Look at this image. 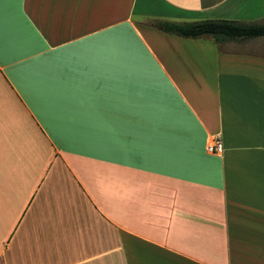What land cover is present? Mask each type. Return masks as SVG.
<instances>
[{
  "label": "crops",
  "instance_id": "obj_1",
  "mask_svg": "<svg viewBox=\"0 0 264 264\" xmlns=\"http://www.w3.org/2000/svg\"><path fill=\"white\" fill-rule=\"evenodd\" d=\"M204 19L264 0L0 3V264H264V35Z\"/></svg>",
  "mask_w": 264,
  "mask_h": 264
},
{
  "label": "trees",
  "instance_id": "obj_2",
  "mask_svg": "<svg viewBox=\"0 0 264 264\" xmlns=\"http://www.w3.org/2000/svg\"><path fill=\"white\" fill-rule=\"evenodd\" d=\"M158 26L175 34L198 38L211 36L217 41L247 39L264 35V23L230 19H204L193 22H160Z\"/></svg>",
  "mask_w": 264,
  "mask_h": 264
},
{
  "label": "built area",
  "instance_id": "obj_3",
  "mask_svg": "<svg viewBox=\"0 0 264 264\" xmlns=\"http://www.w3.org/2000/svg\"><path fill=\"white\" fill-rule=\"evenodd\" d=\"M207 148L219 152L222 150V143L220 140H216L213 144H209Z\"/></svg>",
  "mask_w": 264,
  "mask_h": 264
},
{
  "label": "snow or ice",
  "instance_id": "obj_4",
  "mask_svg": "<svg viewBox=\"0 0 264 264\" xmlns=\"http://www.w3.org/2000/svg\"><path fill=\"white\" fill-rule=\"evenodd\" d=\"M3 2V0H0V3H2Z\"/></svg>",
  "mask_w": 264,
  "mask_h": 264
}]
</instances>
